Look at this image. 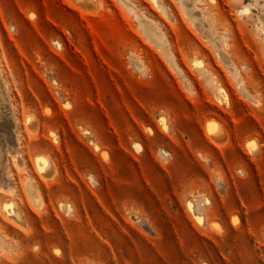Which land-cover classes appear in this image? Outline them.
<instances>
[{"label": "rangeland", "instance_id": "obj_1", "mask_svg": "<svg viewBox=\"0 0 264 264\" xmlns=\"http://www.w3.org/2000/svg\"><path fill=\"white\" fill-rule=\"evenodd\" d=\"M156 2L0 0V264H264V0Z\"/></svg>", "mask_w": 264, "mask_h": 264}, {"label": "bare ground", "instance_id": "obj_2", "mask_svg": "<svg viewBox=\"0 0 264 264\" xmlns=\"http://www.w3.org/2000/svg\"><path fill=\"white\" fill-rule=\"evenodd\" d=\"M155 4L154 5H156L157 6V8H159V9H161L162 10V12H165V9L164 8H162L159 4H158V2H156V0H152ZM153 37H154V39L157 41V43H158V46H160L161 48H164L165 49V44H164V42L162 41V38L159 36V35H153ZM223 57V56H222ZM226 57H223V59H225ZM226 63L228 64V62L226 61ZM213 124V123H212ZM211 124H209V126H210ZM208 129H210V130H212L213 132H215L217 129H215L214 127H212V126H210ZM215 129V130H214ZM219 129V128H218ZM217 133H218V131H216ZM222 132V131H221ZM210 133V132H209ZM212 134V133H211ZM216 134V133H215ZM220 136V135H219ZM224 135H223V133H222V137H223ZM221 137V138H222ZM223 139V138H222ZM222 139H220V140H222ZM215 140V139H214ZM220 140H218L219 142H220ZM218 141H216V142H218ZM215 142V143H216ZM223 142V141H222ZM220 144H222L221 142H220ZM26 185H27V191H28V195H29V197L31 198V200L35 203V204H39V202H40V197H39V193H38V191H37V189L35 188V186L34 185H32L29 181L28 182H26Z\"/></svg>", "mask_w": 264, "mask_h": 264}]
</instances>
